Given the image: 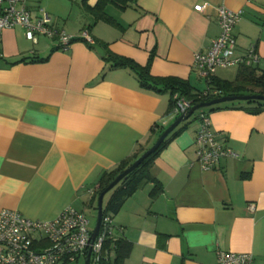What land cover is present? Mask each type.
<instances>
[{
	"label": "crops",
	"instance_id": "0c3cea01",
	"mask_svg": "<svg viewBox=\"0 0 264 264\" xmlns=\"http://www.w3.org/2000/svg\"><path fill=\"white\" fill-rule=\"evenodd\" d=\"M98 0H27L32 21L42 8L51 25L73 37L87 30L95 43L25 38L22 27L0 40V211L32 220L56 218L66 208L97 212L99 181L139 147L148 149L179 116L168 93L143 89L126 68H111L107 51L177 77L204 91L208 80L192 67L219 33L217 8L241 10L234 27L238 53L254 46L264 71V0H133L96 20ZM203 5L198 11L194 7ZM34 58L35 61H31ZM218 69L213 77L233 80ZM212 79V80H213ZM203 81L206 87H202ZM221 103L205 110L215 138L236 153L205 170L197 162L193 122L156 155L148 182L111 217L115 238L133 246L126 264H215L218 250L251 253L264 264V110ZM88 189H94L91 195ZM108 195L104 197L106 201ZM87 212V213H86ZM88 216V215H87ZM78 262V261H77Z\"/></svg>",
	"mask_w": 264,
	"mask_h": 264
},
{
	"label": "built area",
	"instance_id": "2783aa9c",
	"mask_svg": "<svg viewBox=\"0 0 264 264\" xmlns=\"http://www.w3.org/2000/svg\"><path fill=\"white\" fill-rule=\"evenodd\" d=\"M27 0H0V40L3 31L14 27L25 30V38L37 43L43 36L58 41V48L67 51L73 36L63 29L51 25L50 16L39 9V16L31 20L27 8ZM195 10H202L203 5H196ZM242 15L241 10L233 11L224 6L217 8L219 33L211 40L204 51L193 55L192 67L201 77L212 85V79L218 69L257 65L259 55L254 46L242 53L237 52L234 37V27ZM88 43L94 40L87 30L81 32ZM207 92V91H206ZM217 95V90H208ZM177 115L186 113L192 106L191 102L174 95ZM199 128L195 135L197 162L205 170L215 168L222 158L235 157L231 149L220 143L214 135L211 121L205 111H200ZM89 194L94 189H88ZM103 219V218H102ZM102 222V221H101ZM92 228L85 212L66 208L54 219L32 220L20 212L11 209L0 211V264H76L80 257L85 259L91 248L90 263H96L100 258L102 243L106 234L112 231L111 218H104L103 231L91 241ZM215 264H255L253 255L245 252L218 250Z\"/></svg>",
	"mask_w": 264,
	"mask_h": 264
},
{
	"label": "trees",
	"instance_id": "16d2710c",
	"mask_svg": "<svg viewBox=\"0 0 264 264\" xmlns=\"http://www.w3.org/2000/svg\"><path fill=\"white\" fill-rule=\"evenodd\" d=\"M132 1L133 0H98L96 6L92 8V11L96 20L103 21L110 25H116V22L104 12L105 7L109 4H112L119 9H126ZM76 41L88 43L83 37H81V34L78 37H73L71 42L74 43ZM88 44L92 45L90 43ZM152 57L153 56L151 54L148 62L145 65H140L129 57L116 55L110 51H107L105 55V59L110 63L111 68H126L130 70L135 75L141 88L153 91L155 93H168L170 95L168 106L169 113L174 111L176 105L174 95L176 94L177 96L190 101L192 105L207 102L220 96L250 94L264 95V71L258 69V64L250 66L243 65L239 67L233 80H220L218 78H214L211 82L212 85H209L208 83V89L199 91L184 79L177 77H157L151 75L150 62ZM31 61H35L34 58H32ZM209 89L217 90L219 93L217 95H213L208 92ZM239 102L241 101H233L229 103L234 104ZM245 103L256 104L252 108V112L254 113L264 110V101L249 100L245 101ZM218 105L211 106V108L219 107ZM189 120L190 118L185 121V124L189 122ZM164 130L165 128L162 127L158 133V136H160ZM180 130L181 128L178 130L176 128L160 144L156 151L150 154L133 172L124 177L112 190L106 194V196L108 195V198L103 203V219L100 225V234L103 231L104 218L107 216L111 218L113 215L117 214L123 206L125 200L131 197L144 184L148 182L154 184L150 191L151 197L157 196L162 191L160 183L153 177L151 173L153 162L156 155L175 135L178 134ZM144 151H146V149H144L143 146L139 147L131 156L122 160L113 170L105 172L100 178L98 191L95 196H93L94 199L92 202L98 198V195L101 193V191H103L121 172H123L139 156H141ZM94 206V209L96 210V205ZM113 229L114 228L112 225L111 233L105 235L100 251V258L95 264H126L125 261L130 256L133 244L126 238H115Z\"/></svg>",
	"mask_w": 264,
	"mask_h": 264
},
{
	"label": "water",
	"instance_id": "95a60500",
	"mask_svg": "<svg viewBox=\"0 0 264 264\" xmlns=\"http://www.w3.org/2000/svg\"><path fill=\"white\" fill-rule=\"evenodd\" d=\"M249 100H261L264 101V95L250 94V95H234V96H220L216 97L210 101L192 105L186 113L180 114L157 138V140L150 146L141 156H139L129 167H127L123 172H121L101 193L98 195L97 199V216L94 228L91 233V241L93 242L100 230V225L103 216V200L105 195L112 190L124 177L129 173L133 172L150 154L157 150L160 144L181 124L187 121L196 111L208 108L214 105H218L226 102L233 101H249ZM91 248L84 259V264H90L91 258Z\"/></svg>",
	"mask_w": 264,
	"mask_h": 264
},
{
	"label": "rangeland",
	"instance_id": "374dc122",
	"mask_svg": "<svg viewBox=\"0 0 264 264\" xmlns=\"http://www.w3.org/2000/svg\"><path fill=\"white\" fill-rule=\"evenodd\" d=\"M227 75L230 76L231 78L235 76V69H230V70H227L226 71ZM202 87H206V82L203 81L202 83ZM244 102V101H243ZM209 108L211 107H208V108H204V109H201V110H198L196 111L191 117H190V120L189 122H193L196 115L199 114L200 111H205V110H208ZM87 213V212H86ZM88 215V219L90 221V228H93L94 225H95V222H96V216H97V212L95 210H90L88 211L87 213ZM76 264H84V258L83 257H80L78 262Z\"/></svg>",
	"mask_w": 264,
	"mask_h": 264
}]
</instances>
